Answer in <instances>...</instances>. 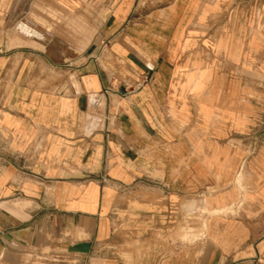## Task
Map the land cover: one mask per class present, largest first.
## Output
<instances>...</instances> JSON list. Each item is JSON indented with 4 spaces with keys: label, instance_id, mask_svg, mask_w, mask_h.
<instances>
[{
    "label": "crops",
    "instance_id": "obj_1",
    "mask_svg": "<svg viewBox=\"0 0 264 264\" xmlns=\"http://www.w3.org/2000/svg\"><path fill=\"white\" fill-rule=\"evenodd\" d=\"M0 264H264V0H0Z\"/></svg>",
    "mask_w": 264,
    "mask_h": 264
},
{
    "label": "rangeland",
    "instance_id": "obj_2",
    "mask_svg": "<svg viewBox=\"0 0 264 264\" xmlns=\"http://www.w3.org/2000/svg\"><path fill=\"white\" fill-rule=\"evenodd\" d=\"M44 17H46V16H44ZM49 19L50 20L53 19L54 23H58V21H59L58 24L63 23L62 26L64 27V30H61V31L53 30V31L49 32V34L47 32V34H48L47 39L52 40V38H53L54 40H57L58 42L70 41L72 39V37L77 33V31H74L71 28H74V27H77V26H82V24H81L82 22L79 19H78L79 22H77L75 18H74V21L72 22V20L71 21L70 20H67V21L65 20L64 21V19L56 17L55 15L54 16L49 15ZM47 21L48 20H45L44 22H47ZM67 25H68V27H67L68 29L65 28V26H67ZM48 49H50V48H47V50ZM68 50L69 51L70 50H72V51L74 50L75 51V50H79V48L78 47H74V48L58 47L59 54H65V53L69 52Z\"/></svg>",
    "mask_w": 264,
    "mask_h": 264
},
{
    "label": "built area",
    "instance_id": "obj_3",
    "mask_svg": "<svg viewBox=\"0 0 264 264\" xmlns=\"http://www.w3.org/2000/svg\"><path fill=\"white\" fill-rule=\"evenodd\" d=\"M146 82H147V79H145L143 82L136 84V89H140Z\"/></svg>",
    "mask_w": 264,
    "mask_h": 264
}]
</instances>
